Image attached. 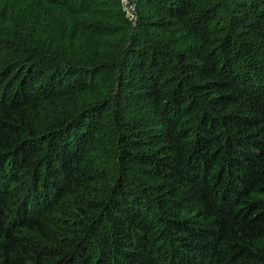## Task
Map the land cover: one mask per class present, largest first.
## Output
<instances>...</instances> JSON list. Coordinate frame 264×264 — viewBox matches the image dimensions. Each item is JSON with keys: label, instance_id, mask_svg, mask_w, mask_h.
<instances>
[{"label": "trees", "instance_id": "obj_1", "mask_svg": "<svg viewBox=\"0 0 264 264\" xmlns=\"http://www.w3.org/2000/svg\"><path fill=\"white\" fill-rule=\"evenodd\" d=\"M0 0V264H264V0Z\"/></svg>", "mask_w": 264, "mask_h": 264}, {"label": "built area", "instance_id": "obj_2", "mask_svg": "<svg viewBox=\"0 0 264 264\" xmlns=\"http://www.w3.org/2000/svg\"><path fill=\"white\" fill-rule=\"evenodd\" d=\"M121 2L127 17L135 24L138 17L137 0H121Z\"/></svg>", "mask_w": 264, "mask_h": 264}, {"label": "rangeland", "instance_id": "obj_3", "mask_svg": "<svg viewBox=\"0 0 264 264\" xmlns=\"http://www.w3.org/2000/svg\"><path fill=\"white\" fill-rule=\"evenodd\" d=\"M136 24V23H135ZM135 24H133V25H135Z\"/></svg>", "mask_w": 264, "mask_h": 264}]
</instances>
